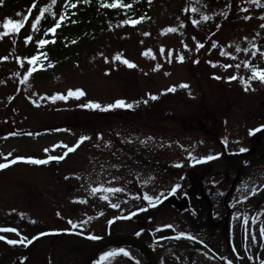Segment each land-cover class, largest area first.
<instances>
[{
  "label": "rangeland",
  "instance_id": "rangeland-1",
  "mask_svg": "<svg viewBox=\"0 0 264 264\" xmlns=\"http://www.w3.org/2000/svg\"><path fill=\"white\" fill-rule=\"evenodd\" d=\"M246 1L220 0L216 3L218 6H225V9L230 11V15L238 10L234 22L224 23L223 26L215 18L210 19V21L196 19L199 24L193 26L191 21L196 16L191 14L189 10L192 0H156L154 2L156 5L151 11V14H153L152 19L147 29L135 32L119 28L113 35L110 33L101 35L86 50L81 49V55H78L76 59L77 64L69 61L65 64V67L55 70L54 73L57 77L48 74L44 76L41 74L29 76L24 83H21V93L18 97L15 95L18 85H15V77L22 76L21 80L24 79L26 64L22 59V52L19 50L21 48L11 45L8 38L3 39V42L0 43V58L5 56L6 59H0V163H5L8 159L16 156H29L37 159L40 157L47 158L51 155H62L66 152V148L63 145L71 146L82 135L88 136L90 139L82 142L79 145V150L73 153L74 155H66L60 162L56 180H60L63 176L70 174L71 170L77 171L70 180H65L66 187H63L61 183H54L52 180L53 173L56 172L54 169L44 170L42 168L36 169L16 165L14 168L10 166L0 170V228L5 225V227H14L20 235L29 239L31 236L41 238L43 235L38 234L42 230L58 227L59 225L62 228L59 231L60 234H63L66 241L70 242L72 238L70 235H73V233L63 231L71 227L68 220L72 219L76 223L83 222L86 216L93 211V208L101 209L102 205H104V201L98 199L99 194L92 195L89 192V187L95 186L98 182H107V178H101L97 174L98 168H92L87 159L89 156L96 158L101 155L105 158L108 153L101 154V152H103V148L106 150L111 148L113 139L116 140L117 144H121L123 141L128 150L120 152V147H116L115 153L119 156V162L113 164L108 162L110 164H106L104 171L119 175L120 178L115 180L116 187L124 188L126 194L129 179H134L137 176L136 174L141 173L138 171L139 169L152 168V166H143L138 154L139 150H144L150 145L154 146L153 142H155L157 147L162 146L164 148L166 138L172 139V142H175L176 151L182 154L178 162L183 164V172L187 174L186 166L188 167L189 164H187L186 157L189 151L193 152L196 157L209 154L215 155L219 151V148H214V136L216 134L214 125H216L217 120L214 117L209 119V109H207L218 110L216 106L217 96L229 98L233 110L229 111V113L231 116H234V112L236 113L233 121H229L227 125H221L219 134H224L231 127H233L231 132L237 134L242 132L240 128L242 123L236 127L238 114L246 121L248 127H251L258 114L262 113L264 115V88L258 89L253 85L249 88V91H244L243 88L233 85L235 88L225 92L227 86L221 89L219 84H217L219 79L214 78L218 74L219 69L225 74L223 72L224 67H221V65L225 64L232 65L231 68L228 67L229 70L232 69V71L236 72L241 70V73H243V68L237 69L234 67L242 57L240 52H236L235 48L237 45L245 44L244 38L261 32V25L264 24V21L261 19L263 16L258 10L249 15L246 13L240 14L241 9H238V6L242 8ZM64 9L71 8L64 5L63 0H60L54 7L55 13ZM245 16L250 18L245 20ZM181 24L184 27H180ZM217 25L222 26V28H218ZM169 27H175L177 31L175 33L163 31ZM215 30L216 32L214 33ZM144 33L149 35L145 36ZM42 36L43 32L36 34V37L41 38ZM194 37L196 38V43L200 41V44L203 45L197 51L198 54L202 52L201 56L206 59V65H202L200 70L198 68L195 69L191 65L188 67L186 66L188 59H183L180 62L181 65H170L176 60V56L173 54L169 61L166 58L167 50L169 49L173 53L185 54L191 59L194 58V55L196 56V52L193 50ZM213 41L217 45L215 48L212 47ZM185 45H187V48H185ZM161 47L165 49L163 55L160 52ZM221 48L231 56H235L236 59L233 60L221 55ZM147 50H151L150 55L143 54ZM117 56L127 59L135 67L128 68L120 63V60L114 59ZM197 58L198 56H196ZM16 61L20 63L19 66ZM202 63L200 62V64ZM213 64L215 67L212 66ZM157 65H159V68L156 67ZM232 71L229 72L231 76L235 74ZM195 72H197L198 79L195 77ZM163 73H167V78H163ZM235 75L237 76V74ZM180 84H186L188 87L180 88ZM172 86H176L174 100L169 99L167 103H152V100L148 98V94L155 95L157 92H162L163 88L167 89ZM218 87L227 96H221L223 94L219 93ZM69 89H81L85 95L78 100L69 98L67 101L56 100L53 102L43 99L44 101L40 104H32L30 101V99L34 98L51 97L54 94L66 95ZM214 90L217 92H214ZM116 100H124L126 103H131L133 108L130 110L94 111L78 106L89 101L107 105L114 103ZM145 100L148 102L144 103ZM205 108L206 110H204ZM205 115H208V117H205ZM248 119H251L252 122H249ZM13 132L17 133V135H10ZM28 133L33 135H27ZM98 133L102 137L100 140H97ZM204 133H208L205 142L207 149L214 148L213 150L207 151L205 147L199 145L200 140L204 141L206 139ZM149 137L151 138L150 140L148 139ZM142 140L145 141L144 144L140 143ZM105 142H108L107 147H105ZM245 144L247 147L252 145L249 142ZM180 145L183 147L185 145L186 147V151L183 153L179 149ZM189 146H191L190 149ZM45 149H47V152H45ZM95 150L96 153H94ZM4 157H7V160ZM91 162L95 163L92 160ZM155 163H159L157 159H155ZM123 165L131 169H127L128 172L126 174L124 172L120 174L118 169L119 166ZM161 165L164 170H167L166 176L158 173V179L165 176L166 181H171L174 176L173 171H170L163 164ZM208 167L211 168V173L217 174L220 173L224 164L219 156L218 159L211 160L207 164L192 165L189 170L191 176L189 179L179 176L182 180L178 181L177 184L180 185L181 194L185 193L190 181L195 179L194 174L199 171H205ZM170 169L172 170V168ZM183 172L180 171V174ZM76 177H79V179ZM136 178L140 177L137 176ZM255 178L245 176L242 182L250 185ZM259 182L260 186H264V175L259 178ZM238 185L241 186L242 183ZM240 189L237 194L231 197L230 203L233 206V202L237 201L238 204L236 206L239 205L241 208L244 207V204L239 201L249 191H247V187L241 186ZM125 193H121L123 196L119 197L120 200L116 201V203L123 207L126 214L128 211L126 207L129 208V204L124 198ZM75 199L84 200L86 203H76L75 205L72 202ZM251 199L254 200V196H251ZM196 200L195 196L191 200L192 205L195 207ZM68 201H71L72 205ZM262 203V207H264V200ZM186 205L185 199L181 206L185 209ZM72 206H77L78 208L72 211ZM207 206H209L208 200L205 199L201 207L197 209L199 217H196L191 211H187L185 216H183L184 225L182 232L193 236L196 232L199 233L201 236L196 238L201 240L200 244L209 235L208 227L199 226L205 221L202 209ZM256 207L257 209H253L252 205L249 204L244 207L246 212L249 211L255 217H258L256 225H251V222L249 224L253 227L248 235L250 236V242L253 233L256 239L258 238V232L254 228L256 226L260 227L264 223V215L261 214L264 213V209L260 210V206ZM82 208L89 209V212H82ZM119 208H116L118 212ZM140 208L145 209L146 205L142 206L136 203L132 209L136 211ZM132 209L130 210L132 211ZM57 213L60 215L58 216ZM97 216H89L87 222L91 227L100 229L106 224L105 216H107L106 219L109 221L111 217H115L117 214L111 216V212L107 211L103 213V217L98 218ZM250 217L254 216L250 215ZM156 218L168 223L175 219L170 214L169 208L166 212H161ZM31 221H35V223H31ZM15 224L19 229L15 227ZM132 227V224L127 223H117L114 226V228L126 232L132 230ZM82 233V235L86 236L92 234L101 237L106 232L88 228ZM227 234L235 236L230 246L234 250L238 249L240 244L239 236H237L238 227L234 226L232 229H228ZM0 235L8 239L20 238L15 233L10 232H0ZM216 237L218 242L219 237ZM58 240L61 239L58 238ZM41 243L42 241L36 239L31 244H28V248L23 246L21 250L24 252L28 249L31 252L33 248L40 246ZM224 243L225 241L219 245L220 247L218 246L220 250L226 245ZM45 244V252L41 254L42 257L38 264H45L46 259L50 260V254H54L53 241L47 240ZM71 244L72 248L73 245L74 247L84 248V243L78 240L71 242ZM15 246L17 248L21 247L20 245ZM61 246L63 244L54 243L55 264H63L64 262V260L61 261V258H59L58 250ZM67 247H69V244L65 245L63 249L66 250ZM210 248H215V244L213 243ZM40 250L41 247H37L32 251L31 255H38L36 253L42 252ZM0 251L2 252L1 255H3V250ZM16 251L17 253L9 255L8 264L15 262V256L19 253L18 250ZM231 254L234 255L232 252ZM73 255L74 264H76L78 254L74 252ZM64 256L67 257L68 262L71 260L70 255ZM194 258L197 263L201 261L195 256ZM3 259L4 257L2 256L1 260ZM166 262L167 260H165V264Z\"/></svg>",
  "mask_w": 264,
  "mask_h": 264
},
{
  "label": "snow or ice",
  "instance_id": "snow-or-ice-1",
  "mask_svg": "<svg viewBox=\"0 0 264 264\" xmlns=\"http://www.w3.org/2000/svg\"><path fill=\"white\" fill-rule=\"evenodd\" d=\"M83 2H87V0H83ZM150 2V0H149ZM3 3V0H0V4ZM57 3V0H51L50 5L48 7H41L39 9V14H37L35 16V18L31 21V30L33 32H37L40 30V28L38 27L40 25L41 20L44 18L45 13H48L49 15L55 16V13L52 12V6L55 5ZM249 3L252 4H256L257 7H260L261 5L259 4V0H249ZM63 4L66 5L68 8H75L76 7V3L75 2H70V0H63ZM102 7L105 8H123V9H130L132 7L131 4L128 3H123V0H111V3H103L101 5ZM33 7H35V3L33 4ZM242 11H247V9H241ZM191 11H195V9H191ZM32 14V8H29L27 10V14L23 15V19H18V20H12L10 18H5L3 21V24L0 25V27L3 28V31H0V37H5V36H9L10 34L13 33H18L19 30L25 25L26 22H28L29 20V16ZM17 16H20L21 13H17ZM67 17L64 14V11L62 10L60 12L59 15V19L55 20V23L50 26L47 27L46 30L43 33V36L36 40L35 43L37 45L38 48L48 44L49 42L54 43L55 41H49L48 39H45L44 37L48 36L49 34L55 35L56 33V29L59 28L61 26V22L66 19ZM145 17H139L138 19H132V18H127L125 20L122 21V25H129V26H135L136 24L140 23ZM250 17L249 16H245L244 19L248 20ZM209 19L208 16H202L201 20H207ZM261 19H264V17H261ZM193 26H196L198 24V21H196L195 19H193L191 21ZM180 27H184L183 24L180 25ZM217 27L219 28L220 25H217ZM262 28H264V24L261 25ZM164 32H168V33H175L177 31V28L175 27H169L163 30ZM145 36L149 35L148 33H144ZM33 39V36L30 34L29 36L25 37V44L27 45V43ZM13 43H15V41H13ZM183 43V42H182ZM216 42L213 41L212 42V47L215 48ZM201 47H203L202 44L197 43L196 45V50H199ZM252 47V56L255 57L257 55V52H259V55L261 57H264V51H260L258 49V47L256 45H251ZM185 48H187V45H185ZM236 52H240L243 51L245 54H247L249 52L248 48H243L241 49L239 47V45L236 46L235 48ZM161 54L163 55L165 53V49L163 47H161L160 49ZM221 55L223 56H227L230 59L235 60L236 57L235 56H231L229 53L225 52L223 48L220 49ZM145 55H150L151 54V50H147L145 53H143ZM173 56V52L171 49L167 50V56L166 58L169 59V61L171 60V57ZM155 58V57H153ZM0 59H6V57L0 58ZM27 59V64H28V68L27 71L24 73V79L21 80V83H24L29 76L34 73L37 70V67H39L40 65V58L36 55H33L31 58H26ZM114 59H118L120 60V63L126 65L128 68H133L135 67L134 64H132L131 62H129L127 59H123L119 56L114 57ZM177 62H182L183 61V57L180 55H176L175 57ZM19 61V58H18ZM193 63H198V61H193ZM211 63V62H209ZM33 65H36L37 67H33ZM243 65L245 69H249L250 70V75L248 76L247 81L245 80V78L243 76L239 77L240 83L244 86L245 91L248 90L249 87V82L252 80H258L260 83L264 84V69H259L256 66H253L252 64L249 63L248 60L243 61ZM49 67H51L52 65L49 64ZM213 67H215V65H212ZM157 68H159V65L156 66ZM221 67L224 68H228V67H232V65H221ZM235 67L237 69L240 68V64H236ZM155 70V69H154ZM107 74V73H106ZM165 75H167V73H165ZM216 79H220V77H214ZM229 80H235L237 79V76L234 74L230 77H228ZM180 88H187L188 85L186 84H180L179 85ZM176 90V86H172L169 87L168 89H166L167 92H174ZM35 95V93H34ZM85 95V93L83 92V90L81 89H69L67 90V94L63 95V94H54L51 97H42V99H48L51 101H56V100H63V101H67L69 98H74V99H80L81 97H83ZM148 98L152 101H155L156 99H158V97L156 95H152V94H148ZM148 101L145 100L144 103H147ZM79 107L85 108V109H90V110H98V111H111L114 109H126V110H130L133 108V104L131 103H126L124 100H116L114 103H110L107 105H102L98 102H92L89 101L87 103L78 105ZM261 129H264V125H260L259 127L255 128V129H250L249 130V135H253L255 132L260 131ZM10 135L15 136L17 135V133L13 132ZM27 135H33L32 133H28ZM101 134H97V140H100ZM90 137L82 135L78 138L76 145L73 146H67V145H63L64 148H66V152H64L62 155H56V156H48L46 159H34L31 157H15L14 159L7 161L6 163H0V170H3L7 167L10 166V164H15L18 161H23L25 163L28 164H32V165H45L48 164L49 161H60L63 160L65 158V156L69 153L75 150L76 147H78L82 142L89 140ZM149 140L151 139L150 137L148 138ZM123 142V141H122ZM130 142V141H129ZM223 144L227 145V139L225 138L224 140L221 141ZM141 144H144L145 141H140ZM108 146V142H105V147ZM247 151V149L245 148H240L239 152L243 153ZM45 152H47V149H45ZM9 155H11V153H9ZM220 156L219 153L215 154V155H206V156H202V157H196L193 152L189 151L187 154V161L189 166H192L194 164H200V163H207L211 160L214 159H218ZM5 160H7V157H4ZM173 167H182L183 164L177 162L176 164L172 165ZM103 167V165H102ZM115 167V166H114ZM68 177H65V179H67ZM77 179H79V177H76ZM153 178L149 177L148 179L143 180L141 183L143 185H147ZM108 184H110L111 182H107ZM242 187L246 188L247 184L245 182H242ZM180 188L179 184H175L171 186L170 191L167 193V195H171L173 193H175L177 191V189ZM260 188H264V186H260ZM260 188H258L256 185H252L251 186V190L248 192V194L244 197H242L241 201H239L240 203H242L244 200L248 199L250 196L256 194ZM241 190L240 188H238V191ZM89 192L92 195H98V199L101 201H109V206L112 208H118L119 204L117 203H111V198L116 196L117 194H121V193H125V189L121 188V187H113V186H106L105 183H97L95 186H90L89 187ZM126 194V193H125ZM222 195V193H220ZM141 196L137 195V196H130V199H140ZM162 198H166V194L164 192L159 193L158 195H149L147 192H143L142 193V199L146 202V204L149 207H155L156 205H158L159 203L162 202ZM73 203H86V201L84 200H79V199H75L72 201ZM230 207L232 205H229ZM144 208H140L137 209V211H144ZM102 214V213H101ZM262 215H264V213H261ZM57 215L59 216L60 214L57 213ZM136 215V212H132L129 213V215L127 216H123V217H119L120 219H129L131 218V216ZM239 217L237 216V214H233V219H238ZM258 221V217H252L251 218V225H256ZM31 223H35V221H31ZM69 225L71 226L70 229L67 230H63L65 232H69L71 233L72 229H77V228H82L83 222L80 223H76L73 222L72 220H68ZM113 223L112 220L108 221V224ZM164 228H172V225H164ZM242 229L247 230L249 232H251V228L249 227V217L247 216V214L244 215L243 217V222H242ZM159 231V229H158ZM260 231V240L261 242H264V223L261 224V227L259 229ZM0 232H4V233H15L17 236H19V239H8L3 235H0V240H3L6 244L8 245H20L22 244L24 247H27L28 244H31L33 240L37 239L36 236L32 237L31 239H27L26 237L20 235V233L18 232V230L16 228H10V227H4V228H0ZM75 234H79L82 235V232L79 233H75ZM38 235H44V233H40ZM137 236L140 235V233H136ZM173 239H187L190 241H195L196 237L189 234V233H185V232H179L176 234V236L172 237ZM87 239L89 240H97L99 239V237L92 235V234H88L87 235ZM251 243L252 244H256V236L254 235V233L251 235ZM119 256H123L125 258H128L129 260L132 259V256L130 255L128 250H125L123 248H117V249H112L109 251H105L98 260L95 261V264H105L106 261L112 259V258H116ZM249 260L252 259L251 256L248 257ZM228 264H231V262H228ZM261 264H264V261H261Z\"/></svg>",
  "mask_w": 264,
  "mask_h": 264
},
{
  "label": "trees",
  "instance_id": "trees-1",
  "mask_svg": "<svg viewBox=\"0 0 264 264\" xmlns=\"http://www.w3.org/2000/svg\"><path fill=\"white\" fill-rule=\"evenodd\" d=\"M47 1L50 0H34V2H31V0H3V3L0 4V6H3L0 7V14L7 8L17 10L20 4L23 6L30 5L29 8H32V13H34ZM105 2L111 3V0H87L78 11L64 12L67 18L61 22L60 31H56L55 35H48V40H54L55 42L43 50L37 46H30L26 50L28 58L33 55L38 56L40 58L38 68L40 69L48 67L49 64L63 66L65 59L76 55L78 46L86 45L90 35L106 32V30L111 29V26L127 18L138 19L143 15H149L146 12L145 0H123V3L132 5L130 9L102 7L101 5ZM34 3L35 7H33ZM51 20V16L47 18L43 28L51 26ZM140 23L132 27L138 28ZM70 46L74 48L68 49ZM253 66L264 69V57L258 55V59Z\"/></svg>",
  "mask_w": 264,
  "mask_h": 264
},
{
  "label": "water",
  "instance_id": "water-1",
  "mask_svg": "<svg viewBox=\"0 0 264 264\" xmlns=\"http://www.w3.org/2000/svg\"><path fill=\"white\" fill-rule=\"evenodd\" d=\"M129 245L134 246L141 251H144L146 255V259L148 264H156L155 258H154V252L151 250L150 246H148L146 243L140 240H136L130 235H119L116 234V236H110L106 237L105 239H102L95 243L94 246H92L86 253L85 258L82 260L80 264H89L93 257H95L98 252H101L102 250L106 249L108 246H116V245Z\"/></svg>",
  "mask_w": 264,
  "mask_h": 264
}]
</instances>
